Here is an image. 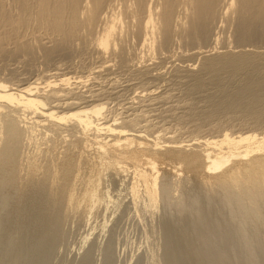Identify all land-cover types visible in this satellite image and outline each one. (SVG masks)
I'll return each instance as SVG.
<instances>
[{"label":"bare ground","instance_id":"obj_1","mask_svg":"<svg viewBox=\"0 0 264 264\" xmlns=\"http://www.w3.org/2000/svg\"><path fill=\"white\" fill-rule=\"evenodd\" d=\"M127 195L142 264H264V0H0V264Z\"/></svg>","mask_w":264,"mask_h":264},{"label":"rangeland","instance_id":"obj_2","mask_svg":"<svg viewBox=\"0 0 264 264\" xmlns=\"http://www.w3.org/2000/svg\"><path fill=\"white\" fill-rule=\"evenodd\" d=\"M166 67H169V64ZM36 74L37 73L35 72V73L29 75L31 82L34 80L33 78L36 76ZM77 74H79L80 76H83V77L86 76L85 74H82V73H77ZM33 75H35V76H33ZM69 76H71V75H69ZM72 76L75 77V74H72ZM114 182H119L118 177H117V179L114 178L111 180V186H110L112 189H114V190L116 189L115 191L111 190L113 192V195L118 196V194H116V193L114 194V192L117 191V188L119 189V185H118L119 183H114ZM115 184H116V186H115ZM122 196H124L123 192L120 195V197H122ZM120 197H118V198H120ZM129 199H130V197L128 199L127 198L124 199V197H123V200H122L123 201L122 202L123 207L121 206V208L117 212V215L120 212L121 213L118 216L116 215L114 217V221H112L111 223H108L105 226L101 222L102 221L101 217H103V216L101 215V213L99 211L96 214L97 217L100 216V217H98L99 220H97V218L93 219L92 220L93 222L91 221L88 225H86V223L83 220H79L77 222L75 221L76 223H73L70 221L71 224H68L70 222H68L67 225L65 224V226H64L65 231L64 230L62 231L63 232L62 236L58 238V241L52 243L51 246H48V251L45 250L46 255L48 254L47 257H43L42 255L39 256L38 252L36 253V251H34V250H30L31 254L35 252L34 256L33 255L31 256L30 253H28V254L26 253V248H28L27 244L26 243H24L22 245L19 244L18 246L20 248L23 246V248H21L22 251L19 248V250H17V252L20 251L22 253H26V254H24L25 256L23 255V257H25L26 260H25V258L22 257V259L20 260L21 264H28V263L34 264L35 262H37V264H40V263L41 264H134V263L135 264H142V262L145 261L146 257L144 256L145 255L144 246L141 245V243H142L141 242V240H142L141 239V227H139L140 226V224H138L139 222H137V220L133 216L134 213H131L133 211V208H132V211L130 212V210H131L130 208L132 207L131 204H129V206L127 207L128 209L125 208L124 203L127 204ZM67 227H68V229H67ZM104 228H105V230H104ZM68 231H69V233H68ZM86 233H88L89 235ZM86 236L87 237L89 236L87 238L88 239L87 242H86L87 239L85 238ZM57 242H58V244H57ZM28 244H29V241H28ZM82 246L83 247L85 246V247L83 248ZM53 247H55V248L53 249ZM80 247L83 248V250ZM45 248H47V247H45ZM17 249H18V247H17ZM141 249H143V250H141ZM23 250H25V252H23ZM142 253L144 255H142ZM36 254H37V257L35 256ZM28 255L32 258V260L30 257H27ZM34 257L36 258V261H34L35 260ZM37 258H39V259H37ZM184 258L179 259V261H181V260L186 261L187 259L186 258L184 259ZM7 260H8V258H7ZM7 260L5 259V261H7ZM29 260H31L33 263H30L31 261H29ZM162 260H163V258H162Z\"/></svg>","mask_w":264,"mask_h":264}]
</instances>
